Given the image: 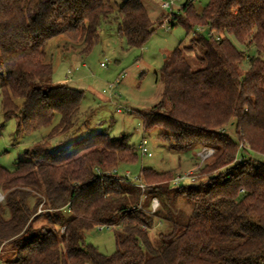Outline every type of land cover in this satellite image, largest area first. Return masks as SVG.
Instances as JSON below:
<instances>
[{"label":"trees","instance_id":"1","mask_svg":"<svg viewBox=\"0 0 264 264\" xmlns=\"http://www.w3.org/2000/svg\"><path fill=\"white\" fill-rule=\"evenodd\" d=\"M115 14L109 0H0L4 117L28 133L49 129L13 170L0 165V251L10 245L15 253L4 264H264V160L254 156L264 157V0H210L201 13L188 0L172 15V26L193 38L166 57L161 98L141 113L144 130L161 129L181 155L215 153L191 185H173L174 171L143 168L142 193L162 204L153 214L138 209L127 178L106 171L136 163L138 148L107 130L64 146L79 130L84 91L50 83L49 42L65 36L89 54ZM118 17L119 36L144 47L154 22L142 0L124 1ZM195 47L203 52L198 69L187 55ZM180 197L192 203L187 220L175 209ZM161 220L170 231L157 247L150 231ZM97 226L119 228L112 255L86 242Z\"/></svg>","mask_w":264,"mask_h":264},{"label":"rangeland","instance_id":"2","mask_svg":"<svg viewBox=\"0 0 264 264\" xmlns=\"http://www.w3.org/2000/svg\"><path fill=\"white\" fill-rule=\"evenodd\" d=\"M124 1L109 0L116 8V14L111 22L102 25L100 42L91 53L83 54L82 48H80L82 44L73 43L65 36H61L49 42L47 59L54 66V73L50 79L51 84L69 86L84 91L81 118L78 122L79 130L73 138L66 141L64 146L89 133L103 130H107L112 138L128 136V144L137 148L143 138L148 141L152 157L139 154L136 163L108 168L106 171L107 173L118 171L120 176L127 178L129 182H123V185L130 190L129 194L132 195V199L135 200L139 197L143 201V207L149 209V202L153 198L148 191L142 193L139 188L142 182L139 175L143 168H153L159 172L171 170L174 171L175 176L189 172L196 175L200 167L213 158L211 157L201 164L198 154L203 148L208 147L197 149L191 154L181 155L172 151L169 143L160 138L161 129L144 130L141 116L142 112L150 110L161 98L162 87L157 78L166 57L170 56L181 44L182 47L189 46L193 38L192 35H187L181 25L172 26V23H169L172 15L178 14L188 0H142L144 5L148 7L150 18L154 22V33L142 48H130L127 40L118 34L121 21V17H118L119 7ZM167 1H173L174 6L169 9L163 8L162 3ZM193 1L196 7L205 8L210 0ZM160 20L161 24H157ZM200 32L208 33L206 29H202ZM231 39L233 38L231 37ZM233 41L235 42L234 39ZM238 46L244 51L248 49L249 55L257 54L254 47ZM202 54L201 48L197 47L187 52L194 69L200 68L197 57ZM249 67L250 64L246 61L242 68L245 71ZM118 79L120 83L116 84ZM110 85H115V87L110 88ZM18 102L21 103L22 101L18 100ZM48 132L49 129L43 128L28 133L24 131L22 126L19 127L16 118L6 119L0 96L1 166L13 170L19 160L26 158L27 148L42 141ZM61 139L63 137L55 138L53 145L58 146ZM254 156L264 160V157L260 155ZM182 184L191 185V182L186 180ZM3 196L4 193L0 192V202ZM158 200L159 211L162 210V204L160 199ZM175 207L176 211H182V216L186 220L192 212V203L184 197L178 199ZM65 215L68 216L69 213L65 212ZM43 224L45 221L40 220L37 226ZM117 230H119L118 227H105L103 230L95 227L85 233V240L87 243L95 245L100 252L112 255L116 251L114 232ZM169 231L168 223L162 220L156 222L150 231L154 245L163 247L164 241L160 240L158 235ZM11 251L10 245L3 247L0 251V264H4L6 258H12L15 255Z\"/></svg>","mask_w":264,"mask_h":264},{"label":"built area","instance_id":"3","mask_svg":"<svg viewBox=\"0 0 264 264\" xmlns=\"http://www.w3.org/2000/svg\"><path fill=\"white\" fill-rule=\"evenodd\" d=\"M174 6V2L173 1H167V2H163L162 3V7L165 8V9H169V8H172ZM170 23V22H169ZM102 66H104V64H101ZM70 73V71H69ZM120 83V80L118 79L117 80V83L116 84H119ZM115 85H110V88H114ZM118 111L120 112V109H118ZM138 151L141 155L143 156H148V157H152V153L148 147V141L143 138V140L141 141L140 145L138 146ZM215 151L214 149L212 148H203L200 153L198 154L199 156V159L201 161V164L205 163L207 160H209L213 155H214ZM241 162V158H239L237 160V163ZM101 172V171H100ZM116 172V171H114ZM196 178V175H193V173H186L184 175H176L174 180H173V185H178V183H180V185L185 182L186 180H194ZM139 188L142 190V192H145L146 190V185H144L142 182L141 184L139 185ZM2 200H4V196L3 198L1 199V202ZM142 200H140V203L138 205V209L140 211H143L145 213H148V214H153L155 213L156 211H158L159 209V200L157 198H153L150 202V208L149 209H145L142 205ZM105 227L107 226H97V228H99L100 230H103ZM62 231H64V229H62Z\"/></svg>","mask_w":264,"mask_h":264},{"label":"crops","instance_id":"4","mask_svg":"<svg viewBox=\"0 0 264 264\" xmlns=\"http://www.w3.org/2000/svg\"><path fill=\"white\" fill-rule=\"evenodd\" d=\"M196 7V6H195ZM147 9H148V7H147ZM203 9L204 8H198V7H196V10L199 12V13H201L202 11H203ZM148 12H149V9H148ZM149 15H150V12H149ZM149 204H150V202H149Z\"/></svg>","mask_w":264,"mask_h":264},{"label":"water","instance_id":"5","mask_svg":"<svg viewBox=\"0 0 264 264\" xmlns=\"http://www.w3.org/2000/svg\"><path fill=\"white\" fill-rule=\"evenodd\" d=\"M126 1V0H125Z\"/></svg>","mask_w":264,"mask_h":264}]
</instances>
